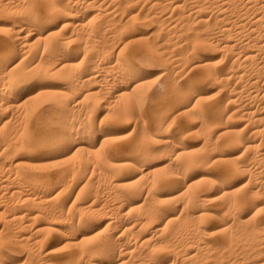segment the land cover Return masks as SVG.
<instances>
[{"label": "bare ground", "instance_id": "obj_1", "mask_svg": "<svg viewBox=\"0 0 264 264\" xmlns=\"http://www.w3.org/2000/svg\"><path fill=\"white\" fill-rule=\"evenodd\" d=\"M0 226V264H264V0H0Z\"/></svg>", "mask_w": 264, "mask_h": 264}, {"label": "rangeland", "instance_id": "obj_2", "mask_svg": "<svg viewBox=\"0 0 264 264\" xmlns=\"http://www.w3.org/2000/svg\"><path fill=\"white\" fill-rule=\"evenodd\" d=\"M166 11H168V10H166ZM56 26V27H55ZM55 26H53V27H55V28H57L58 26H59V24L58 25H56L55 24ZM145 27V28H144ZM154 27V25L153 24H146V25H143V29L144 30H149V29H152ZM204 53H206V52H204V51H202L200 54H204ZM141 65H144V67H146V64H144V62H141L140 63ZM154 67V68H153ZM159 67V69H157V68ZM148 68L149 69H151L152 70V76L150 75V80H148L147 81V83H148V85L149 86H153V88H157V87H160L162 84H160V83H162V80H163V75H161L160 73H161V68H160V66H157V65H150V66H148ZM154 71V72H153ZM160 73H159V72ZM155 73V74H154ZM160 77V78H159ZM163 77V78H162ZM157 78V79H156ZM159 78V79H158ZM154 79V80H153ZM150 82H151V84H150ZM160 82V83H159ZM211 84H207L206 86L207 87H209L208 88V90H207V92H206V94L207 95H209V94H211L212 95V93H214L215 92V90L217 89L215 86V88L213 89L212 88V85L210 86ZM204 87V85H199L198 86V88H203ZM212 90H211V89ZM210 89V90H209ZM211 91V92H210ZM25 106V105H24ZM24 106H22L21 105V109L24 107ZM27 109H28V106L26 105L25 106ZM24 107V108H25ZM143 107H145V106H143ZM23 108V109H24ZM25 108V109H26ZM44 107L43 106H41V107H38L37 108V110L36 111H32V112H29L27 115H28V117L26 118V124H27V126H26V129L28 130H23V134H25L24 135V137H27V135H28V133L29 134H32V133H34V132H38L39 130H37V128L40 126V123L43 125L44 123H45V121H46V119L48 118L47 116H44L43 117V115H42V113H43V109ZM47 117V118H46ZM98 119L99 118H97L96 119V121H98ZM234 120L237 122V127L238 128H240V127H242L243 126V121L241 120V118H234ZM44 121V122H43ZM196 121V120H195ZM240 121V122H239ZM239 122V123H238ZM241 123V124H240ZM29 124V125H28ZM242 125V126H241ZM174 127V126H173ZM172 127V128H173ZM39 129V128H38ZM127 129H129V128H127ZM195 129V128H194ZM125 133H127V132H125ZM115 136L118 138L119 136L118 135H114V141L113 142H118V141H123L125 138L123 137V138H121V136L119 137V138H121L120 140L118 139V140H116L115 139ZM191 136V137H190ZM202 140V136L200 135V133L198 132V135H197V132L195 133L194 131H193V133L191 134V135H189V136H187V138H186V141L187 142H189L190 144H191V147H193V150L196 148V145H197V148L201 145L200 143H201V140L199 139V138ZM192 138V139H191ZM116 140V141H115ZM199 141V142H198ZM194 144H196V145H194ZM199 145V146H198ZM196 148V150H195V152H200V149H197ZM238 181V179H236L235 180V182H237ZM1 227V226H0ZM57 253V252H56ZM58 253H60V252H58ZM24 257V254L22 253L21 254V259Z\"/></svg>", "mask_w": 264, "mask_h": 264}]
</instances>
